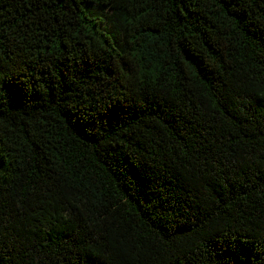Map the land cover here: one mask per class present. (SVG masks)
Wrapping results in <instances>:
<instances>
[{
	"label": "trees",
	"instance_id": "16d2710c",
	"mask_svg": "<svg viewBox=\"0 0 264 264\" xmlns=\"http://www.w3.org/2000/svg\"><path fill=\"white\" fill-rule=\"evenodd\" d=\"M0 264H264V0H0Z\"/></svg>",
	"mask_w": 264,
	"mask_h": 264
}]
</instances>
